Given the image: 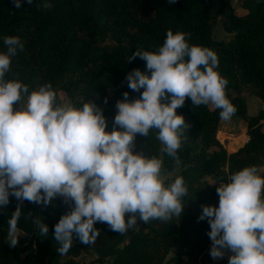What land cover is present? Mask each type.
Returning <instances> with one entry per match:
<instances>
[{
	"label": "trees",
	"instance_id": "1",
	"mask_svg": "<svg viewBox=\"0 0 264 264\" xmlns=\"http://www.w3.org/2000/svg\"><path fill=\"white\" fill-rule=\"evenodd\" d=\"M17 9L13 0H0V52L6 51L5 36L15 35L23 43V51L11 58L7 79L18 78L30 91L50 83L57 93L63 90L72 101L92 100L104 110L111 130L116 113L115 103L129 93L139 96L127 86L125 77L134 68L146 71V62L139 57L128 61L136 49L154 51L162 45L166 32L190 34L189 43L212 49L218 56V71L228 80L226 94L236 107L235 115L245 122V133L231 136L227 149L237 140L244 143L226 151L216 138L220 110L212 105L192 106L186 98L176 111L190 125L186 129L177 155L180 163L162 152L156 130L149 136L137 135L134 151L156 155L163 160V171L177 169L188 194L180 217L169 222L150 220L146 230H135L125 239L96 223L100 236L92 245L82 244L73 234V244L64 260L57 252L53 238L54 225L68 206L60 198L48 206L23 201L17 223L18 233L31 239L19 258L15 247H9L8 220L18 201L9 197L6 208L0 207V264H78L73 260L81 249L94 257L86 264H228V259L213 260L209 250L210 225L198 220L202 205L218 204L216 182H227L230 172L245 166L264 164V0H239L244 11L235 13L224 0H20ZM44 2L51 8L42 7ZM40 5V7H38ZM221 18L227 39L211 36V27ZM109 35L111 44H100ZM18 74V76H17ZM245 88L259 98L263 106L247 115L240 91ZM142 91V90H141ZM105 98L107 103H105ZM239 138V139H238ZM264 176V169L260 170ZM204 176L211 178L210 182ZM40 217L48 225V235H40L35 220ZM177 246L175 253L167 255ZM167 255V256H166ZM166 258V259H165Z\"/></svg>",
	"mask_w": 264,
	"mask_h": 264
},
{
	"label": "clouds",
	"instance_id": "2",
	"mask_svg": "<svg viewBox=\"0 0 264 264\" xmlns=\"http://www.w3.org/2000/svg\"><path fill=\"white\" fill-rule=\"evenodd\" d=\"M17 9L20 0H13ZM32 4V0H27ZM175 4L176 0H167ZM40 7V5H38ZM43 8L52 7L44 2ZM190 34L168 29L156 50L136 49L146 71L127 73V86L139 96L115 103L111 130L104 110L92 100H59L50 83L30 91L18 78L7 79L11 58L23 51L18 36H5L0 52V207L10 195L18 201L8 220L9 247L18 243L17 223L23 201L48 206L60 198L68 206L54 225L57 252L65 255L73 234L92 245L107 224L121 235L135 230L137 218L169 222L180 217L188 194L182 177L167 181L163 160L134 151L137 135L156 130L162 152L180 163L177 155L190 127L177 109L190 98L192 106L212 105L228 121L236 107L226 94L228 80L218 71L219 59L210 48L189 43ZM18 76V74H17ZM142 90V91H141ZM105 103L107 99L105 98ZM216 205H202L198 220L207 219L213 260L228 264H264V176L255 166L230 172L216 185ZM127 215V218H126ZM41 236L48 225L35 220Z\"/></svg>",
	"mask_w": 264,
	"mask_h": 264
},
{
	"label": "rangeland",
	"instance_id": "3",
	"mask_svg": "<svg viewBox=\"0 0 264 264\" xmlns=\"http://www.w3.org/2000/svg\"><path fill=\"white\" fill-rule=\"evenodd\" d=\"M226 3H228L232 9L234 10L235 13H242L244 11V9L241 7V4L239 2V0H224ZM211 36L213 38H221V39H227L229 36V33H227L221 25V18L218 17L217 20L215 21V23L212 25L211 27ZM100 44H105V45H110L111 44V38L109 37V35H106L105 38H103V40H101ZM241 97L244 101L245 104V108H246V113L247 115H252L254 113H256L257 109L261 106H263V104L261 103V101L259 100L258 97H256L255 95L249 93L245 88H243L241 91ZM57 97L59 100H64V99H71V97H69V94L67 92H64L63 90H58L57 91ZM264 123V122H263ZM244 134L245 137L247 138V135L245 133V122L244 120H242L239 116L234 115L232 116V118L228 121L222 120L221 118L219 119L218 125H217V130H216V138L218 139V141L221 143V145L226 149V151H232L236 149V146H240L244 143V141L246 140V138H244V136L242 137L243 139L237 140L236 144L233 146V148L231 149H227L226 147V142L227 140L230 139L231 136H234L236 134ZM239 139V138H238ZM260 170L264 169V164L261 165L259 167ZM177 173V169H171V170H165L163 171V174L165 175L167 181H171V179L173 178V176ZM206 179H209L207 176H204ZM210 182H212L213 180L210 178L209 179ZM221 182H216V185H218ZM127 218V215H126ZM135 230H146V226L145 223L143 221H141L139 219V217L137 218V227ZM133 229H129L127 233L124 234L125 239L128 237V235H130L133 231H135ZM18 235V243L15 246V254L17 257H21L22 254L24 253V251L27 248V243L29 242V240L31 239L30 235L27 234L25 235V237H22L24 235L17 233ZM8 239V235L7 238L5 239V242H7ZM178 247L174 246L172 247L169 252H168V256L170 254H173L177 251ZM230 253L225 254L226 259H228V255ZM166 255V256H167ZM94 257V254L89 252L88 250L85 249H81L79 251V253L73 257V260L76 261L78 264H86L88 261H90L92 258ZM211 257V256H210ZM66 258V256L62 255L60 260H64ZM166 259V258H165ZM219 260V259H218ZM100 264H109L108 261H104Z\"/></svg>",
	"mask_w": 264,
	"mask_h": 264
},
{
	"label": "water",
	"instance_id": "4",
	"mask_svg": "<svg viewBox=\"0 0 264 264\" xmlns=\"http://www.w3.org/2000/svg\"><path fill=\"white\" fill-rule=\"evenodd\" d=\"M241 146V145H240ZM239 146L237 145L236 148H238Z\"/></svg>",
	"mask_w": 264,
	"mask_h": 264
}]
</instances>
